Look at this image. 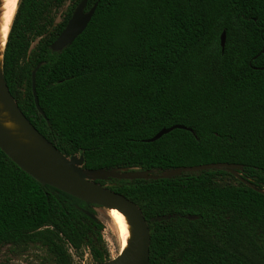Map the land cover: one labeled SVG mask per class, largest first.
<instances>
[{"label": "trees", "instance_id": "16d2710c", "mask_svg": "<svg viewBox=\"0 0 264 264\" xmlns=\"http://www.w3.org/2000/svg\"><path fill=\"white\" fill-rule=\"evenodd\" d=\"M82 1H18L3 78L20 112L64 157L83 155L84 172L240 165L248 184L226 169L96 183L141 209L149 264H264V0H89L86 31L53 52ZM177 125L186 130L148 142ZM97 208L0 150V252L40 246L50 264L84 251L109 262Z\"/></svg>", "mask_w": 264, "mask_h": 264}, {"label": "water", "instance_id": "95a60500", "mask_svg": "<svg viewBox=\"0 0 264 264\" xmlns=\"http://www.w3.org/2000/svg\"><path fill=\"white\" fill-rule=\"evenodd\" d=\"M89 0H83L74 11L71 19L67 23V26L60 34L58 39L51 46L53 52H61L66 47L71 46L88 28L90 22L97 9V4L89 11L86 12V8ZM17 13V12H16ZM14 21V20H13ZM11 31V30H10ZM225 33L222 35V47L225 46ZM8 41V40H7ZM7 44V43H6ZM6 48V46H5ZM5 52V50H4ZM264 53V49L262 50ZM4 58V54H3ZM38 70V68H37ZM36 70V71H37ZM261 70L264 71V68ZM36 71L32 75V90L34 96V102L39 113L44 117L45 114L42 111L39 99L36 92ZM2 80L3 68H2ZM7 90L4 95L7 97L6 105L11 109V112L40 139L48 148L58 157L59 163H54L49 160H43L41 158L33 157L30 155H24L18 153L10 143L6 141L0 132V150L23 172L31 176L38 183L43 186L52 187L60 192L70 195L78 200L85 202L86 204L97 206L106 209H117L121 211L130 221L134 230V239L129 250L122 256L113 259L109 262L102 264H149L150 263V230L146 219L143 216L141 209L133 202L125 198L124 196L104 188L96 181H105L108 179L114 180H159V179H171L180 176L183 172H197L212 169H226L238 180L248 184L237 173L242 170L240 165L234 164H211L198 166L193 168H185L179 170H171L164 176H153L149 172L132 171V172H116V171H104L95 170L91 172H84L82 167L84 166L85 159L83 155L79 157L73 156L71 158L64 157L55 147L48 143L28 122V120L20 112L16 104L14 103L8 88L4 82ZM186 130L184 126H174L169 129L161 130L154 138L148 142H155L161 139L163 136L171 133L173 130Z\"/></svg>", "mask_w": 264, "mask_h": 264}, {"label": "bare ground", "instance_id": "6f19581e", "mask_svg": "<svg viewBox=\"0 0 264 264\" xmlns=\"http://www.w3.org/2000/svg\"><path fill=\"white\" fill-rule=\"evenodd\" d=\"M18 1L19 0H0V132L18 153L59 163L58 157L48 146L40 140L22 120L14 116L9 106L6 105L7 97L4 95L7 90L2 80L3 54ZM107 210L111 211L114 223L123 233L122 254L124 255L129 250L134 239L132 224L121 211L114 208Z\"/></svg>", "mask_w": 264, "mask_h": 264}, {"label": "rangeland", "instance_id": "374dc122", "mask_svg": "<svg viewBox=\"0 0 264 264\" xmlns=\"http://www.w3.org/2000/svg\"><path fill=\"white\" fill-rule=\"evenodd\" d=\"M68 5L58 15L57 23L61 22L62 14L67 10ZM95 211L98 219L105 227L103 231V237L112 260L122 256L123 233L121 229L114 223L111 216V211L107 210L106 208H97ZM73 261L74 264H92V258L88 251H84L79 256L73 255ZM50 262L51 257L47 251L40 246H31L19 249L7 247L2 249L0 252V264H50Z\"/></svg>", "mask_w": 264, "mask_h": 264}]
</instances>
